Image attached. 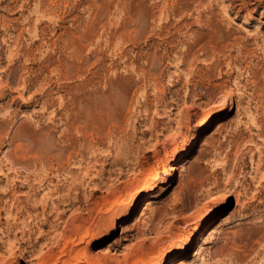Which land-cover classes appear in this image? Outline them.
I'll list each match as a JSON object with an SVG mask.
<instances>
[{
    "label": "rangeland",
    "instance_id": "374dc122",
    "mask_svg": "<svg viewBox=\"0 0 264 264\" xmlns=\"http://www.w3.org/2000/svg\"><path fill=\"white\" fill-rule=\"evenodd\" d=\"M0 264H264V0H0Z\"/></svg>",
    "mask_w": 264,
    "mask_h": 264
}]
</instances>
